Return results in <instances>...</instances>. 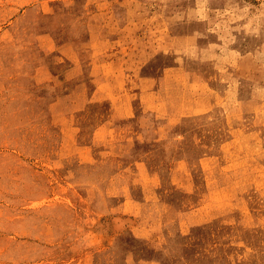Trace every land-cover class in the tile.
Instances as JSON below:
<instances>
[{
  "label": "rangeland",
  "instance_id": "1",
  "mask_svg": "<svg viewBox=\"0 0 264 264\" xmlns=\"http://www.w3.org/2000/svg\"><path fill=\"white\" fill-rule=\"evenodd\" d=\"M0 264H264V0H0Z\"/></svg>",
  "mask_w": 264,
  "mask_h": 264
},
{
  "label": "bare ground",
  "instance_id": "2",
  "mask_svg": "<svg viewBox=\"0 0 264 264\" xmlns=\"http://www.w3.org/2000/svg\"><path fill=\"white\" fill-rule=\"evenodd\" d=\"M129 218H130V217H129ZM129 218H126V219H124V218H120L119 220H121V221H123V222H126L127 220H129V221H133V219H131V218L129 219ZM121 221H120V222H121ZM134 221H135V220H134Z\"/></svg>",
  "mask_w": 264,
  "mask_h": 264
}]
</instances>
